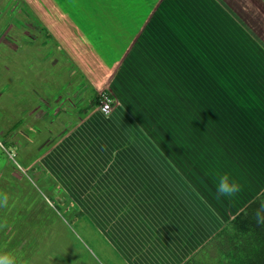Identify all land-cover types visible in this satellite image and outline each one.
I'll use <instances>...</instances> for the list:
<instances>
[{
  "label": "rangeland",
  "instance_id": "374dc122",
  "mask_svg": "<svg viewBox=\"0 0 264 264\" xmlns=\"http://www.w3.org/2000/svg\"><path fill=\"white\" fill-rule=\"evenodd\" d=\"M194 2L189 6L194 13L188 16L201 28L205 16L206 52L199 57L178 54L189 59L177 67H152L150 77L141 79L144 95L132 103L143 128L141 137L152 139L147 150L155 154L153 161H164L180 174L171 158L182 154L188 160V178L202 177L200 186H210L195 205L176 188L172 199L177 207L171 204L168 209L152 206V194L145 188L152 181L116 179L137 171L152 173V166L133 165L147 153L133 149L123 165L101 167L90 156L99 150L87 148L89 155H84L86 149H76L78 141L71 147L76 140L86 143L94 127L99 130L95 118L69 115L73 102L65 99L57 102L56 108H62L54 116L47 111L43 90L50 86L40 81L30 85L34 72L20 67L26 60L20 35L38 34L39 26L25 20L32 16L20 1L0 0V254L12 253L15 264L231 263L228 249L214 240L222 230L218 226L264 190V120L249 123L259 118L248 116L264 115V0H219L214 11ZM41 7L52 13L56 6ZM169 13L158 15L163 28L188 30L185 21L164 19ZM14 19L23 21V33L14 32L15 26L13 33L9 30ZM49 21L45 25H51ZM7 50L13 53L10 59ZM74 125L79 127L71 133ZM64 151L66 157L79 153L67 161ZM159 165L155 162L153 169L162 172L164 166ZM204 166L213 169L205 172ZM224 173L240 184L232 197H220L211 189ZM189 190L197 193L190 183ZM236 197L241 200L234 203ZM217 254L224 256L222 261Z\"/></svg>",
  "mask_w": 264,
  "mask_h": 264
},
{
  "label": "crops",
  "instance_id": "0c3cea01",
  "mask_svg": "<svg viewBox=\"0 0 264 264\" xmlns=\"http://www.w3.org/2000/svg\"><path fill=\"white\" fill-rule=\"evenodd\" d=\"M18 1H20L19 4L26 7L28 13L26 14L32 16V19L25 20L34 22L40 30L38 34H21V38L18 40L22 50H24L23 58H26V60L23 59L25 62L21 61L20 67L24 71L29 72L31 70L35 74L34 78L32 77L34 82H31L30 85L40 81L41 85L50 86L49 89L43 90L46 95L42 92L45 95L42 100H45V98L48 100L50 108H47V111L51 115L54 116L55 111L62 108L61 106L56 108L59 100L72 101L73 103L68 107L69 115L74 117L77 113L80 116L95 118L93 122L99 129L96 132L93 125L94 128L91 133L86 135L88 141L81 143L82 140H76L74 142L76 144L71 143V147L74 148L80 143L76 149H86L84 155H89V153L87 154V148L89 151L91 149L99 150L93 151V153L90 152V156L94 159V163L101 167L123 165L133 149L143 154L147 153L144 155V161L140 162L141 159H138L133 165L142 163L152 166V173H142L143 177H141L142 174L139 175L137 171V175L126 174L127 176L116 179L152 181V185H145V188L152 194V206L155 207L156 205H163V207L171 209V204L177 207V203L172 199L174 197L173 190L176 188L183 191L182 194L191 205H195V202L197 204L201 203L199 196L205 197L204 190L210 186L205 187L204 185L203 188L200 186L199 179L201 178L203 181L202 177L198 179L190 176L188 178V160L183 158L182 154L181 158L177 155L174 159L171 158L172 164L175 163L180 166V174H174L171 167H167V163L165 164L164 161V164L157 159L153 161L152 156L155 154L152 155V150L148 151L152 149V139L141 137L143 128L137 122L139 120L136 118V110L132 108L135 106L132 103L140 100L141 95L145 92L141 88V79L142 77H150L152 67L161 66L164 69L177 67L176 63H186L189 59V57L181 58L177 56L178 54L186 53L199 57V54L206 52V44L204 43L205 16L203 15L201 22L203 28L200 27L197 19L188 16L189 12H192V10H189L190 2L195 4V0ZM197 1L206 5V8L211 11H214L215 5L219 7V0ZM51 4L56 6L54 7L55 11L45 13V8L41 6ZM184 5L187 9H184ZM29 8L35 9L36 12L32 13ZM183 10L186 11V14ZM166 11L170 13L168 17L164 16V19L171 17L174 22L185 21L190 25L187 28L188 30L180 29L177 32L173 28V32L170 28H163L157 18L159 14H164ZM195 15L197 16V13ZM178 17H181V19ZM17 21H14L15 24L13 21L10 22L9 30L13 33V26H15L14 32L23 33L24 30L20 27L24 25L23 21L19 19L20 24ZM48 21L52 24L45 25ZM154 21H157V26L154 25ZM151 23L152 29L150 28ZM158 26L157 30L156 27ZM185 26L187 27V25ZM196 30H202V35ZM10 41L16 42L12 37H10ZM25 50L31 53L25 54ZM12 54L9 50L6 51L8 59ZM173 54L177 59H174ZM68 60L71 62L69 63ZM23 63L25 64L24 67ZM26 66L29 69H26ZM31 92L32 94L36 92V95L39 93L37 90H31ZM103 92H106L115 103L112 114L107 117L103 116L97 108L98 95ZM38 96L35 97L40 98ZM31 99L33 100V97ZM262 100H264V94ZM81 101H85L86 104L82 105ZM89 101H92L91 105ZM43 103L47 104L46 102ZM36 108L38 110L39 106L37 105ZM137 114H139L138 111ZM248 116L259 118L249 123L254 121L259 123L260 120H264V115L261 112L259 114L255 113V115L251 113ZM78 127L74 125L69 131L71 133L76 132ZM99 133L100 135H98ZM82 138H85V135ZM168 146H166V150H169ZM71 147H66L67 151L71 150ZM67 151L63 152V159L65 158L67 161H70L73 156L79 153L77 151L75 155L70 154L66 157ZM155 162L160 164L161 169L164 166L162 172L153 169ZM243 163L244 166L249 165L248 161H243ZM207 168L205 167V172ZM195 181L197 185L193 184ZM189 183L192 189L197 192L196 194L189 190ZM211 189H215V187L211 186ZM262 192L264 190L251 198L249 203ZM176 195L178 194L176 193ZM240 200L241 198L236 197L234 203ZM249 203L242 205L238 210L236 209L237 204H234L235 211H237L225 220L223 225L220 224L218 230L223 229ZM197 218L193 217L192 220L197 222ZM212 222H215L212 223L213 227L216 226L217 219L212 220ZM197 226L199 228V225Z\"/></svg>",
  "mask_w": 264,
  "mask_h": 264
},
{
  "label": "trees",
  "instance_id": "16d2710c",
  "mask_svg": "<svg viewBox=\"0 0 264 264\" xmlns=\"http://www.w3.org/2000/svg\"><path fill=\"white\" fill-rule=\"evenodd\" d=\"M214 240L221 248L228 249L230 264H264V192L238 213ZM218 257L221 261L224 258L217 254ZM184 264L200 263L190 260Z\"/></svg>",
  "mask_w": 264,
  "mask_h": 264
},
{
  "label": "clouds",
  "instance_id": "9594fccd",
  "mask_svg": "<svg viewBox=\"0 0 264 264\" xmlns=\"http://www.w3.org/2000/svg\"><path fill=\"white\" fill-rule=\"evenodd\" d=\"M240 190L239 182L230 174L224 173L218 177L215 191L220 197H232ZM0 264H15V256L12 253L0 254Z\"/></svg>",
  "mask_w": 264,
  "mask_h": 264
},
{
  "label": "built area",
  "instance_id": "2783aa9c",
  "mask_svg": "<svg viewBox=\"0 0 264 264\" xmlns=\"http://www.w3.org/2000/svg\"><path fill=\"white\" fill-rule=\"evenodd\" d=\"M112 98L105 92L99 96L98 109L103 116H109L112 113Z\"/></svg>",
  "mask_w": 264,
  "mask_h": 264
},
{
  "label": "bare ground",
  "instance_id": "6f19581e",
  "mask_svg": "<svg viewBox=\"0 0 264 264\" xmlns=\"http://www.w3.org/2000/svg\"><path fill=\"white\" fill-rule=\"evenodd\" d=\"M144 95V94H143Z\"/></svg>",
  "mask_w": 264,
  "mask_h": 264
}]
</instances>
